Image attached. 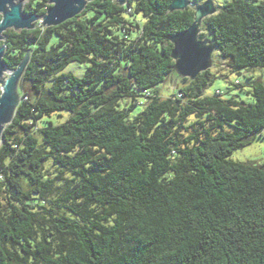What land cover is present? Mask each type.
<instances>
[{
    "label": "trees",
    "instance_id": "1",
    "mask_svg": "<svg viewBox=\"0 0 264 264\" xmlns=\"http://www.w3.org/2000/svg\"><path fill=\"white\" fill-rule=\"evenodd\" d=\"M173 1L94 0L58 26L4 33L5 66L29 61L0 145V264H264V164L230 159L264 131V83L244 76L253 104L204 96L210 71L161 96L177 78L170 38L194 20ZM202 25L232 73L264 68V0ZM71 63L85 75L63 73Z\"/></svg>",
    "mask_w": 264,
    "mask_h": 264
},
{
    "label": "water",
    "instance_id": "2",
    "mask_svg": "<svg viewBox=\"0 0 264 264\" xmlns=\"http://www.w3.org/2000/svg\"><path fill=\"white\" fill-rule=\"evenodd\" d=\"M18 0H0V43L5 41L4 33L8 30L15 32L31 31L36 24L44 27L58 26L68 20L74 19L85 9L86 5L94 0H48L50 9L43 15H26L22 5L27 1L17 3ZM115 1V0H113ZM119 5H125L127 0H117ZM125 1V3H124ZM22 8V9H21ZM194 11L192 25L170 38L172 44L171 58L174 61L173 73L179 79L195 80L201 73L212 67V54L216 49L211 38L199 39L204 19L217 13L211 0L197 4L191 0H174L169 11ZM5 47H0V85L3 84L5 92H0V139L5 128L12 122L16 109L21 101L17 91V80L24 72L29 57L26 56L15 71L8 69L3 56ZM6 72L10 80L2 82V74ZM23 75V73H22Z\"/></svg>",
    "mask_w": 264,
    "mask_h": 264
},
{
    "label": "rangeland",
    "instance_id": "3",
    "mask_svg": "<svg viewBox=\"0 0 264 264\" xmlns=\"http://www.w3.org/2000/svg\"><path fill=\"white\" fill-rule=\"evenodd\" d=\"M24 0H18L17 3H20ZM30 1L27 0L23 7L29 4ZM197 4H201L206 0H191ZM214 7L220 10L224 5L230 3L232 0H211ZM248 1H258V0H248ZM114 2L118 3L117 0ZM125 3V1H124ZM204 34L205 38H210L209 34L204 31L203 25L201 26L200 34ZM55 39V37H54ZM88 65L87 64H78V63H71L69 64L63 73H72L74 76L81 78L85 75ZM210 74L213 76V80L211 81L210 85L204 90V96H214L217 93L220 94L224 98H235L239 101H243L245 104H253V99L251 96L246 94V91L249 90V85L247 79L244 77H248L251 80H260L264 83V68H257L251 72L243 73L242 75H237L232 73L228 67L226 66V60H224L218 51H214L212 54V67L208 70ZM22 73L20 74L17 80V91L23 86L22 84ZM10 80V76L3 72L2 74V82L6 83V81ZM177 80V81H176ZM175 81L168 80L166 81L161 87H159L158 91L161 96L169 97L172 96V93L175 89L176 83L179 82L181 79L178 77ZM236 84H241L244 86L242 90L237 89L235 87ZM3 84L0 85V92L1 87ZM26 89V86H24ZM20 95V94H19ZM138 104L132 108L130 113L129 119H134L139 113L143 111L145 106L147 105V100L145 98L138 99ZM129 104V100L122 99L119 102V107L124 108L126 105ZM53 116V121L56 122ZM67 118L66 113H62L61 119L58 121H64ZM0 139V145H1ZM264 145V131L261 136H255L250 139L248 143H246L242 148L233 152L230 156V159L235 162H240L243 164L251 165V166H261L264 164V150H262L261 146Z\"/></svg>",
    "mask_w": 264,
    "mask_h": 264
},
{
    "label": "flooded vegetation",
    "instance_id": "4",
    "mask_svg": "<svg viewBox=\"0 0 264 264\" xmlns=\"http://www.w3.org/2000/svg\"><path fill=\"white\" fill-rule=\"evenodd\" d=\"M29 3H30V2H29ZM28 5H29V4H27L26 6L23 7V11H25L26 9L28 10V9H32V8H33L32 5H31L30 8L28 7ZM1 18H2V16L0 15V19H1Z\"/></svg>",
    "mask_w": 264,
    "mask_h": 264
},
{
    "label": "bare ground",
    "instance_id": "5",
    "mask_svg": "<svg viewBox=\"0 0 264 264\" xmlns=\"http://www.w3.org/2000/svg\"><path fill=\"white\" fill-rule=\"evenodd\" d=\"M22 7H23V5H22ZM22 9V8H21ZM4 86H2L1 87V90L3 91V92H5V89L3 88Z\"/></svg>",
    "mask_w": 264,
    "mask_h": 264
},
{
    "label": "snow or ice",
    "instance_id": "6",
    "mask_svg": "<svg viewBox=\"0 0 264 264\" xmlns=\"http://www.w3.org/2000/svg\"><path fill=\"white\" fill-rule=\"evenodd\" d=\"M262 150H264V145L261 146Z\"/></svg>",
    "mask_w": 264,
    "mask_h": 264
},
{
    "label": "built area",
    "instance_id": "7",
    "mask_svg": "<svg viewBox=\"0 0 264 264\" xmlns=\"http://www.w3.org/2000/svg\"><path fill=\"white\" fill-rule=\"evenodd\" d=\"M0 178H1V176H0Z\"/></svg>",
    "mask_w": 264,
    "mask_h": 264
}]
</instances>
